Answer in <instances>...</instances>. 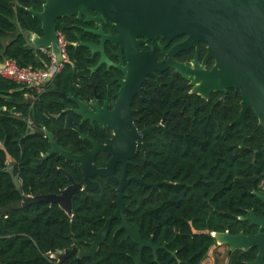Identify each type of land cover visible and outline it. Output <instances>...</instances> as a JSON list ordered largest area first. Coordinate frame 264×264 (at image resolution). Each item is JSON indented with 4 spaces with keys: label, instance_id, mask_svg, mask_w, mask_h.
I'll use <instances>...</instances> for the list:
<instances>
[{
    "label": "trees",
    "instance_id": "16d2710c",
    "mask_svg": "<svg viewBox=\"0 0 264 264\" xmlns=\"http://www.w3.org/2000/svg\"><path fill=\"white\" fill-rule=\"evenodd\" d=\"M28 7L40 10L41 2L0 0V65L6 58L22 67H42L48 61L28 40L30 33L42 34L40 22ZM55 23L69 43V59L43 90L0 76V206L21 199L6 172L10 166L25 195L59 193L71 182H83L71 161L56 153L43 156L49 140L27 124L29 118L37 129L47 128L72 153H82L88 145L79 137L83 130L77 126L78 116L65 110L70 101L61 93L88 96L78 86L82 77L77 70L79 50L89 54L85 46L78 45L82 29L76 26L88 23L74 16L58 18ZM169 79L174 83L164 85ZM160 80V92L143 97L138 105L139 120L156 126L144 138V154L130 161L129 172L148 183H168L145 188L131 182L124 189L125 215L144 239L152 237L155 245L165 243L166 248L157 251L159 264H200L215 241L209 231L244 213L256 199L252 190L264 178V129L248 109L247 136L240 146L242 131L232 123L240 109L239 90L212 92L204 99L187 91L186 80L175 72L160 75ZM94 180L95 189L73 194L71 218L57 204L45 202L13 209L0 218V264H76V254L61 263L50 254L72 246L88 250L95 232L114 212L116 183L105 177ZM119 226L120 220L113 219L95 255L96 264H133L138 246L125 238ZM81 264H94V260L85 257ZM140 264H157L150 248L142 249Z\"/></svg>",
    "mask_w": 264,
    "mask_h": 264
},
{
    "label": "water",
    "instance_id": "95a60500",
    "mask_svg": "<svg viewBox=\"0 0 264 264\" xmlns=\"http://www.w3.org/2000/svg\"><path fill=\"white\" fill-rule=\"evenodd\" d=\"M41 2V9L35 10L28 7V11L39 22L42 35L35 32L28 35V40L36 48H51L57 58L60 59L57 46V27L55 21L58 18H64L69 15H76L80 18L84 15V20L95 21L104 16L108 17L116 35L106 34L102 31L99 24L98 29H88L94 34L100 36V44L92 42H81L86 46L91 55L100 52L101 55L91 71H94L101 63L106 62L107 67L113 63L109 61L103 51L104 41L110 39L114 44L119 45L117 54L120 56V62L117 67L125 71L121 62V51L131 49L134 53L132 61L128 66L131 68V74L126 75L125 83L132 79L142 81L147 73H153L154 69L163 70L165 67H171L174 71L188 80L192 86L190 93L198 94L207 99L212 91L226 92L227 88L238 89L240 92V109L234 122L240 124L242 131V140L240 146L244 145L247 136L245 126V116L248 109H252L258 119V124L264 129V0H38ZM88 9L95 11V16L89 14ZM182 31H188V38L169 51L168 55L194 45L197 41H203L207 44V53L201 64L196 57L193 60V67L190 63H179L174 58L163 59L156 62L149 57L151 52H143L138 49L140 40L138 37L153 39L156 35L169 39ZM166 42V43H167ZM213 57L214 65L210 69L204 67L205 60ZM143 58L149 59L150 63H144ZM73 100L77 107L73 112L82 116V121L86 118L93 119L85 109V104L72 95L68 96ZM130 98H128L129 101ZM67 109V108H66ZM158 125V124H157ZM156 125H149L142 130L137 131L136 136L140 142L143 137L152 131ZM34 133L43 135L49 140V148L43 153L46 157L49 154L56 153L65 160L77 164L78 169L83 174L84 183L71 182L68 186L61 189L59 193L25 195L22 193L21 181L14 173L12 166L6 169L10 175L15 189L21 194V199L12 201L0 206V218L6 216L13 209H19L30 204L39 202L57 204L70 218L72 217V196L75 192L81 190H92L97 186V182L91 180L96 174L112 179L117 183L115 191L114 212L105 219L103 226L94 234L93 240L89 243V249L79 251L75 246L64 249L58 253H51L50 258L57 262H63L71 254H76V264H81V259L91 257L95 261V255L99 247L104 244L111 228L113 219L120 220L118 229L125 231V238L137 244V253L132 257L133 264H140L143 248H150L153 255V261L157 264L159 249H165V243L155 245L152 237L144 239L140 234L138 227H133L127 220L125 211L128 205L125 204L124 188L130 181H135L145 188H156L161 183L167 181L147 183L140 177H126V168L129 159L134 157L133 148L121 145L120 137L113 135L105 144H99L89 135L80 133L79 136L91 142L92 148L87 149L81 154L72 153L61 147L52 132L47 128L34 130ZM131 134H127L126 142ZM133 136H131L132 138ZM106 152L111 155L108 162L103 167L95 166L94 158L97 153ZM117 162L123 164L121 177L113 174L114 166ZM70 181L72 177L66 173ZM258 197L264 200L260 194ZM253 223L264 224V219L252 216V211L247 215ZM211 235L218 244L227 243L230 248L236 245V235H230L227 232L220 233L213 231ZM264 238L256 235L248 238L249 241L256 242ZM172 256L175 251H169Z\"/></svg>",
    "mask_w": 264,
    "mask_h": 264
},
{
    "label": "flooded vegetation",
    "instance_id": "af4514ba",
    "mask_svg": "<svg viewBox=\"0 0 264 264\" xmlns=\"http://www.w3.org/2000/svg\"><path fill=\"white\" fill-rule=\"evenodd\" d=\"M88 12L90 15L95 16L94 10L88 9ZM71 16H74L78 21L88 23L87 25H76L82 29V32L79 33L81 40L79 41L78 45L80 46H84L81 45V42H92L97 45L100 44V36L88 30L98 29L99 24L101 25V29L104 33H110L111 35L117 34V32L112 26L111 20L106 16L101 18L99 20V23H96L92 20H84V15H82L80 18H78L76 15H69L67 17L70 18ZM187 38L188 31L180 32L179 34L171 37L168 42L167 39L162 37L161 35H156L153 39L140 36L138 37V40H140L138 49L143 52H151V55H149V57L151 58V60L153 59V61L155 60L156 62H161L163 59L168 60L169 58H174V60L179 63H190L191 67H193V60L195 59V57L198 63L201 64L207 53V44L203 41H197L194 45H190L187 48L181 49L175 52L173 55H168L172 47L184 42ZM86 49L88 50L89 55H87L86 51L82 49L79 50V66H81L78 67L77 70L80 73L82 72V77L78 80V86L79 88L83 87L86 91H88V96L81 97L72 93L66 94L64 91H61V93L67 98L69 95H72L75 98L81 100L86 106V111L89 114H92L94 118H86L82 121V116L73 112V109L77 107V104L69 98L68 99L70 103L65 107V110H70L76 116H78L77 126H79L83 130V133H80L89 134L94 139V141L99 144H105L108 140L112 138L113 135L118 134V136L120 137L121 145L125 143L126 148L131 147V149L133 148V151H135L134 157L129 159V162L127 164L126 177H137L133 174H130L129 165L130 161L133 158L138 157L140 159L141 155L144 154L145 137H143L140 142L139 138L136 136L135 133H137V131L142 130L146 126L153 125V123L144 124L139 120L138 105L144 102L143 97L160 92V75H171V73L175 71L169 66L165 67L163 70L154 69L153 73L145 74V77L142 81H139L138 79H132L125 83L124 81L126 80V75L128 73L131 74L132 72L130 66L127 67L129 61H132L134 57V53L131 51V49L129 50V52H127L126 49H123L121 51V62L122 67L125 68V71L117 67V64L120 62V56L117 54L119 50V45L114 44L112 40H105L103 45V51L106 58L113 63L108 67L106 62H103L94 71H91V68L96 65L101 53L95 52L93 55H91V51L87 47ZM143 62L150 63L149 59L147 58H143ZM214 63V58L208 57L205 60L204 67L206 69H210L214 65ZM87 69L89 70L88 74L85 73ZM97 69H100V71L96 73L97 77H93L90 79L92 74ZM168 83H174V80H164V85ZM186 84L189 86L187 91L190 92L192 86L188 83V80H186ZM228 89L229 88H227V90ZM212 92L224 94L227 91ZM212 92H210L209 95ZM223 94L220 95L221 99L224 98ZM141 95L142 97L137 99V97ZM128 98H130L129 101ZM232 123L238 124L240 126V124L237 122L233 121ZM127 134H131V136L133 137L131 138V136H129L128 141L126 142L125 140L127 138ZM86 141L88 142V145L85 146V150L83 152H85L87 149L92 148L91 142L88 140ZM110 157L111 155L107 154L106 152H99L96 154L93 163L97 168L103 167L104 163L108 162ZM74 166H77V164H75ZM122 171L123 164L121 162H117L114 166L113 174L116 177H121ZM94 177L104 176H98L94 174L91 177V180L96 181L94 180ZM131 182L135 181H130L129 184ZM83 183L84 179L83 182L80 184ZM129 184L125 188H127ZM254 192L264 197V178L261 180L258 187L252 190V193L255 195L256 199L253 200L252 204H250L249 207L244 209V213L229 217L225 222L220 224L219 229L215 230L216 232H227L230 235H236L239 237H237L236 245L233 248H230L227 243L218 244L214 239L215 241L210 246L207 256L212 250V248L219 252L215 253L216 257L213 261L211 259V264L221 263L217 257L219 255L223 259L221 264H264V238H260L256 242L249 241L248 239L259 234L260 236L264 234V224L253 223L251 219L247 217L249 211H252V216L264 219V200L258 197L257 194H255ZM211 232L213 231H209V234H211ZM207 256L204 259H206Z\"/></svg>",
    "mask_w": 264,
    "mask_h": 264
},
{
    "label": "built area",
    "instance_id": "2783aa9c",
    "mask_svg": "<svg viewBox=\"0 0 264 264\" xmlns=\"http://www.w3.org/2000/svg\"><path fill=\"white\" fill-rule=\"evenodd\" d=\"M68 44L64 34L57 30V46L60 59L57 58V54L51 48H37L48 58V61L42 67H22L15 60L6 58L0 65V76L23 84L30 89L41 91L64 68L69 59ZM27 124L30 130L37 129V126L29 118Z\"/></svg>",
    "mask_w": 264,
    "mask_h": 264
},
{
    "label": "rangeland",
    "instance_id": "374dc122",
    "mask_svg": "<svg viewBox=\"0 0 264 264\" xmlns=\"http://www.w3.org/2000/svg\"><path fill=\"white\" fill-rule=\"evenodd\" d=\"M218 252L219 251H216L214 248H212V250L209 252L207 258L204 259L200 264H211V259L213 261L215 259V257H216V254L215 253H218ZM217 257L220 260V262L222 263V260H223L222 257L220 255L217 256Z\"/></svg>",
    "mask_w": 264,
    "mask_h": 264
}]
</instances>
